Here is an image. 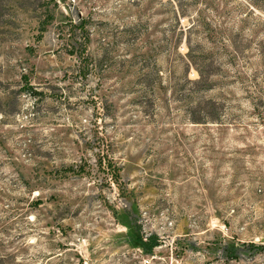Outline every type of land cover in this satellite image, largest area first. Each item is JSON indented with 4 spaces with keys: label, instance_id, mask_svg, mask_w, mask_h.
Returning a JSON list of instances; mask_svg holds the SVG:
<instances>
[{
    "label": "rangeland",
    "instance_id": "obj_1",
    "mask_svg": "<svg viewBox=\"0 0 264 264\" xmlns=\"http://www.w3.org/2000/svg\"><path fill=\"white\" fill-rule=\"evenodd\" d=\"M0 264H264V0H0Z\"/></svg>",
    "mask_w": 264,
    "mask_h": 264
},
{
    "label": "trees",
    "instance_id": "obj_2",
    "mask_svg": "<svg viewBox=\"0 0 264 264\" xmlns=\"http://www.w3.org/2000/svg\"><path fill=\"white\" fill-rule=\"evenodd\" d=\"M70 31L74 35H79L80 38L75 39V42L73 44V50L72 54H76L80 63L82 64V69L84 71H90L93 68V62L89 58L88 54V42H89V35L85 28V22L84 20L81 21L79 24L71 23ZM198 73L201 76V73L198 71ZM84 75H87L84 73ZM203 77L201 76L200 80L193 82L194 84H202L204 88H208L209 84L208 82L203 81ZM200 114L199 118H194L193 121L196 123H206L208 121L211 122H218L220 118L215 113V110L208 109L207 107L203 109V111ZM97 166L99 169H102L103 173L105 174L106 179H108L110 182L116 184L119 189L121 187V177H120V167L117 165V163L113 160L112 156L109 153V150L105 148H101L99 146V150L97 152ZM66 171H69L73 174H81V173H87L83 165L79 166H70L66 168ZM139 242L142 244L145 250L151 251L155 246L158 245L157 238L155 236H150L148 238H139ZM246 247L243 245V248ZM241 248V247H239ZM225 256L227 260H237L240 256L238 249L235 245L232 246H226L225 249Z\"/></svg>",
    "mask_w": 264,
    "mask_h": 264
}]
</instances>
